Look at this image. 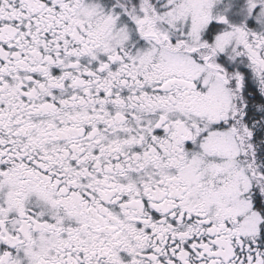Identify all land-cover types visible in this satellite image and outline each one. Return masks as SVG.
<instances>
[{
    "label": "snow or ice",
    "instance_id": "snow-or-ice-1",
    "mask_svg": "<svg viewBox=\"0 0 264 264\" xmlns=\"http://www.w3.org/2000/svg\"><path fill=\"white\" fill-rule=\"evenodd\" d=\"M0 264H264V0H0Z\"/></svg>",
    "mask_w": 264,
    "mask_h": 264
}]
</instances>
